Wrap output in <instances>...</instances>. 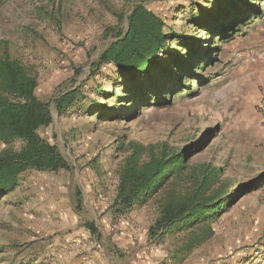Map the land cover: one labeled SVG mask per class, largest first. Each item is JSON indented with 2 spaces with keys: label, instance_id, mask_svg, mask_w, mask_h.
Here are the masks:
<instances>
[{
  "label": "rangeland",
  "instance_id": "rangeland-1",
  "mask_svg": "<svg viewBox=\"0 0 264 264\" xmlns=\"http://www.w3.org/2000/svg\"><path fill=\"white\" fill-rule=\"evenodd\" d=\"M140 2L190 43L179 50L173 42L172 54L184 64H170L163 81L174 83L173 72L192 74L178 94L152 88L133 106L119 99L122 89L116 98L101 96L121 84L113 65H95ZM218 4L0 0V55L18 59L37 79L36 95L53 118L39 134L69 165L27 171L0 196V264H264V0H238L236 13L247 21L225 24L221 39L215 20L203 29L189 24L197 6L213 11ZM204 52L213 63L197 68ZM75 89L81 100L59 113L55 101ZM135 145L182 152L184 170L126 208L120 185ZM22 146L0 141V155ZM209 173L206 196L221 210L152 231L169 198L193 193Z\"/></svg>",
  "mask_w": 264,
  "mask_h": 264
},
{
  "label": "trees",
  "instance_id": "trees-1",
  "mask_svg": "<svg viewBox=\"0 0 264 264\" xmlns=\"http://www.w3.org/2000/svg\"><path fill=\"white\" fill-rule=\"evenodd\" d=\"M217 2L219 4L213 11H205L197 6L193 12L198 15L193 14L189 24L194 28L203 29L207 20H215L217 25L213 30L215 36L221 39L227 35L225 30H222L225 24L228 22L241 24L247 19H243L242 15L239 17L236 13L238 0H217ZM127 23L126 30L120 33L100 55L95 65L97 68L113 65L121 84L114 87L113 94L100 90L101 96L110 100L116 98L117 91L122 89L124 95L119 99L137 106L138 98L152 88L158 95L178 94L181 88H185L181 81L184 80V83L187 81V76L192 74L191 70L178 71L179 77V73L173 72L175 85L167 82L170 76H166L167 80L163 81L165 76L163 72L169 70L170 64L171 66H178L176 65L178 62L184 64L183 61H178L177 55L172 54L173 42H177L179 50L183 48L189 50L190 43L174 30H169L166 21L148 9L143 2L134 6ZM212 63L208 52H204V57L197 58L195 66L203 68ZM152 82L153 85H148ZM37 87V79L21 61L10 58L8 54L0 55V141L5 144L17 140L23 142L19 151H5L0 155V196L14 191L20 175L27 171L57 173L69 170L68 163L57 147L44 140L39 134L41 128L52 124L53 118L49 104L37 97ZM81 97L79 89L61 95L55 101L57 111L64 112L79 102ZM95 108L105 107L95 105ZM153 148L135 145L128 157L119 193L120 204L126 208L131 207L135 202L147 201L151 196L156 195L170 178H178L182 175L184 170L182 152L163 145L160 153L155 154ZM146 152H149V156L147 161L143 162L142 156ZM211 175V173L204 175L201 185L193 193H187L179 198H169L163 209L162 218L152 231L173 223L192 225L212 217L221 210L219 203H213L212 198L206 196Z\"/></svg>",
  "mask_w": 264,
  "mask_h": 264
}]
</instances>
